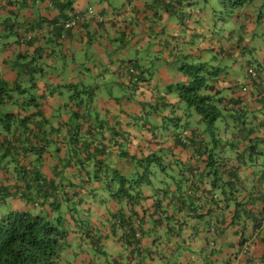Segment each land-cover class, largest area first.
Masks as SVG:
<instances>
[{"label": "crops", "instance_id": "crops-1", "mask_svg": "<svg viewBox=\"0 0 264 264\" xmlns=\"http://www.w3.org/2000/svg\"><path fill=\"white\" fill-rule=\"evenodd\" d=\"M194 3L199 5L198 11L193 8ZM88 6L105 20L102 22L94 16L87 23L64 31L59 41H55L54 25L38 33L45 24L61 21L77 8ZM211 11L212 7L201 6L197 0H98L97 4L93 0H0V36L7 32L3 31L5 20L10 17L15 23V33L8 31L0 38V78L19 79L24 87L31 86L29 75L18 72L28 70L23 65L28 62H31L30 68L36 66L42 79L45 75L51 79L48 82L51 85L35 80V89L39 91L45 85L61 88L62 82L102 77L108 93L100 92L95 102L92 101L98 114V119H93L98 131L95 139L90 140L94 147L98 143H113L112 132L116 127L123 130L119 138L131 156L157 155L168 161L176 175L157 186L142 184L135 201H118L110 193L105 209L102 205L83 203L85 208L88 206L100 215L99 219L90 218L93 223L81 218L74 205L67 206L63 218L68 230L63 242L68 239L67 251L75 255L76 264H264V0H252L231 14L236 20L235 26L222 37L209 32L215 26L210 27L212 24L208 21ZM15 16L17 19L13 20ZM131 54L134 58H129ZM183 55L207 64L214 60L216 64L210 66L223 69L215 93L223 97L221 105L233 116L224 122V133H215L219 141L214 142L211 134L192 132L199 128V117L195 115L188 122L185 116L177 121V127L183 123L179 128L184 132L185 143L177 140L175 133L173 139L153 129L154 123L164 124L174 116L170 113L173 105L177 107V115H182V103L176 94L170 99V107L154 113L144 127L138 120L142 112L139 101L119 97L123 91L118 92L117 85H121L122 78H117L115 70L123 58L140 59L146 72L149 74L151 69L152 77H157L156 81L153 79L155 84L165 85L185 80L175 71ZM70 57L74 60L71 65ZM165 59L170 63H165ZM250 66L256 68L257 77L248 73ZM46 67L49 71H45ZM85 67L91 70L83 73ZM107 67L116 82L102 75ZM87 84L97 85L96 82ZM242 85H246V91H241ZM39 100L48 118L38 131V139L30 137L28 143H20L24 145L18 157L21 166L25 165V169L40 166L46 181H52L57 189H65L68 201L74 202L71 199L76 197V190L86 191L90 197L93 187L100 186L99 180L90 181L87 173L93 174L94 161L89 159L79 166L81 160L77 159L75 145L57 152L66 159L63 163L59 156L47 154L42 157L41 165L37 163L35 151L30 147L38 142L34 140L44 141L45 135H51L57 145L59 140L53 131L61 121L52 118H72L67 116V101L63 102L59 93ZM84 102L81 106L86 110L89 107ZM61 108L63 114L58 112ZM69 122L73 120L63 121L64 127L60 130L68 136L71 134ZM3 134H0V212L43 210L44 206H35L22 198L24 183L18 179L16 167L19 165L12 155H3ZM115 150L114 156L107 157L110 166L135 175L139 166L129 161V157H117L119 151ZM216 170L218 178L214 175ZM229 172L234 174L233 180L232 175L228 177ZM103 178L106 183L112 181V171ZM215 178L218 180L213 185ZM17 185L19 191L15 193ZM5 188L13 192L7 198L3 197ZM79 202L82 204L81 198ZM237 202L245 206L247 213L234 222ZM63 206H59L61 211ZM120 216H125L124 220L138 229L139 244L126 246L121 238L124 228L117 227L114 231L115 220ZM86 223L89 225L85 226ZM64 250L62 246L59 264H63Z\"/></svg>", "mask_w": 264, "mask_h": 264}, {"label": "trees", "instance_id": "trees-1", "mask_svg": "<svg viewBox=\"0 0 264 264\" xmlns=\"http://www.w3.org/2000/svg\"><path fill=\"white\" fill-rule=\"evenodd\" d=\"M251 1L252 0H221L222 12L225 15H231L235 13L237 9L244 7ZM66 18H68V16L63 20ZM63 20L59 21L58 19L57 22L46 24L54 25L53 30L58 31L54 34L55 41H59V39L63 37L64 31L73 28H65L63 25H60ZM87 21L88 20L85 19L79 24H76L77 26L75 27L83 25L87 23ZM3 23V31H13L15 33V23L11 21L10 17ZM7 32L2 33V35H7ZM235 40H237V38ZM174 60L176 61V59ZM73 61V57L68 59L70 65ZM164 62L168 64L170 63L167 59H165ZM30 64L31 62L24 63V67L27 66L28 70H19L18 72L19 75H22V72L23 74L29 75L31 86L24 87L19 82V79L6 81L0 78V107H4L5 104L12 106V109L6 108L4 111L3 109L0 110V128L2 132L7 133H2L3 140L1 148H4L5 150L3 154L5 157L9 154L12 155L13 159H16L17 165H19L16 169L17 172H19L17 173L19 175L18 179L23 180L24 183L23 191L22 193L20 192L22 198L28 203L35 204V206H50L53 210H60L59 206L61 204V199L65 201L69 199L68 196H66L68 193L65 192V189H57L52 181H46L47 177L43 174L40 166L38 167L37 165H34V168L25 169V165L21 166L22 164L18 160L19 155H22L21 148L24 147V145L21 146L20 143H28V138L30 137L37 138V135L40 134L38 132L39 129L43 127L42 125L45 124L46 119L48 118L41 109L42 103H39V99L47 96L46 92L49 85H45V88H42L41 91H39L38 88L35 89L36 82L34 77L38 72L37 68H35L36 66L30 68ZM65 64H67L66 61ZM213 67L214 66H210L201 59L194 60L188 55L180 56L175 71L181 73L185 77V80L172 83L164 82L165 85H159L158 83L155 84V81L152 78L153 73L149 74L150 78H147V72L144 65L138 58L130 60L123 58L120 60L119 68L115 70V73H117L118 79L122 78L120 84L127 90L126 93L132 96L133 99L139 101L142 112L139 114L140 118L138 117V120L140 121V124L142 122L143 127L151 122V116L154 113H162L165 108L170 107V99L174 95L175 86L178 93L177 97L182 103V105H180L181 110L182 107L184 110H182V115L178 116L176 112L177 107L172 104L173 108L170 107V113H173L174 116H170L171 118L168 120L172 121L177 126L176 122L179 117L181 118L182 116H185L186 122H188L187 120H190L193 115L198 116L199 128L192 129V132L196 133L198 131L204 134H211L213 136V141L216 142L219 141V138L215 136V133L218 132L216 122L218 120L226 122V119L232 117L233 114L228 113V110H225L221 105L223 97L216 96L215 91L218 82L221 81L220 74L223 69L221 67L213 69ZM89 70H91V68L85 67L83 73L88 72ZM108 70L109 68L107 67L102 75L107 77L108 80L110 79L111 81L116 82L110 76ZM157 70H159V68H157ZM84 82L85 81L83 80L80 82L69 81L68 83H61L62 87L75 90L72 94L71 100L67 101L66 107H71L70 104L74 101V106H76V108L73 111V116L76 121L69 122L68 131L73 134L72 137L71 134L68 136V134H66L67 132L60 131L61 126L58 127L57 125L55 131H53L54 135H57L59 140V143L55 147V152H59L62 148H68L75 145L77 148L76 153L79 156H77V159L80 158L81 160L79 165L80 163L85 165L89 159L94 161V176H92L91 172H87L90 181L108 177L109 172L112 171L113 179L106 183L108 189L109 184H113L114 181L119 180L118 189L114 192H110L112 197L118 201L121 199H125V201L128 202L135 201L134 199H137V196L140 195L139 187L142 184H151V165L156 162L161 164L160 166L165 169L163 160L157 155L142 158L131 156L129 152L123 148L125 143L119 138V134L123 130H117L116 127L113 128L112 132V138L114 139L113 143L110 141L109 144L101 143L99 145L98 143L97 146L94 147V142L90 140L95 139L94 135L98 131L94 128L95 125L93 122V118L96 120L98 119V114L95 113V116L93 117L90 114V110H84L82 108L83 106H81V103L84 101L82 97L85 96L88 99L89 96L92 97L91 95L93 93V89L90 88L91 86L87 83L86 85ZM98 83L99 82H97V84ZM141 83H144L145 86H141ZM80 85L83 89H78ZM29 88L34 90L30 92L31 95L26 97ZM166 88L168 89L167 92L164 91ZM241 91H246V85H242ZM142 95L146 96L145 99L141 97ZM30 109H32V111L31 113H28ZM36 117H38V119H36ZM201 124L203 125V128L201 127ZM179 129L180 128H177L176 132L173 133H175L177 140H181V143H185L183 142L184 138L182 136V133L184 132L179 131ZM9 134L11 138L9 137ZM23 136L26 138L23 139ZM37 139L34 141L38 142H35V144L30 147L35 151L33 154L36 156L37 163L40 164L44 154H47V156L55 155V153L48 151L50 150V145L54 142V137L51 135H45L44 141ZM40 141L43 143H40ZM91 148H95V150L92 151L90 150ZM113 149H118L119 153L116 155L117 157H129V161H134L136 165L139 166L135 171V175L124 174L119 168L110 166L111 162H107V157L114 154ZM84 153L86 155L85 157L83 156ZM57 156H59V160L62 161V163L66 160H63L64 158L61 157V155L57 154ZM218 174V170L214 171L215 177L218 178ZM230 176L233 180L234 174L229 172L228 177ZM217 178L214 179L213 185H216ZM5 190L7 192L4 193V198H7L10 194L12 195L13 192L9 189L5 188ZM18 191L19 185L15 187V193ZM229 191H233V189L230 188ZM230 193L232 194L233 192ZM236 204L237 209L233 220L234 222L247 213L243 204L238 202ZM124 218L125 216H120V218L115 220L117 224L115 223L116 227L114 228V231H116L115 229L117 227L118 229L121 227L124 228L122 230L121 238L126 246L139 244L140 238L137 236L138 229L133 227L126 219L124 220ZM61 219L62 218H59V222H61ZM65 232L66 230H62L57 225L52 224V222L50 220L48 221L42 214H35L27 210H12L6 214L0 212V264H58ZM135 247L136 246L133 248Z\"/></svg>", "mask_w": 264, "mask_h": 264}, {"label": "rangeland", "instance_id": "rangeland-1", "mask_svg": "<svg viewBox=\"0 0 264 264\" xmlns=\"http://www.w3.org/2000/svg\"><path fill=\"white\" fill-rule=\"evenodd\" d=\"M93 1L95 4L98 3V0H93ZM205 1L204 0H197V2H199L201 6L206 5L207 7H212L211 15L208 18V21H209V24H212L210 27H212L213 25H215V26L213 29H209L210 30L209 32H211V33L214 32L215 35L218 37L224 36L227 32H230L231 29L234 28L236 20H234L232 18V15L227 16L222 12L223 9H222L221 0H205ZM194 5H195V7H193V8L198 11L199 5L196 6L195 3H194ZM88 7L87 8H77V10H81L87 14L88 10L91 8V7H89V8ZM183 11L186 12L187 8H184ZM207 14H208V11H207ZM87 18L90 19V16H87ZM16 19H17V16H15L13 20H16ZM191 31H193V30H191ZM226 37L227 36H225L224 40L226 39ZM133 54H136V53H133ZM133 54H131L129 56V58H134ZM208 64L212 65V64H216V62L214 60H212V63H208ZM45 71H49L47 67L45 68ZM151 73H153V72L150 69L149 74H151ZM149 74L147 73V78H150ZM43 77H44V79H42V77H40V73H38L35 80L36 81L43 80L44 82H47V83L49 82V80H51L46 75ZM152 78L155 81L157 80L156 76H154ZM87 82H91L93 84L95 82L96 83L101 82V85L97 84L95 87H94V85L90 87L93 89V93L91 95L92 97L89 96L88 99L85 96L82 97V99L85 100V102H84L85 106H87V108L89 107L88 110L91 111L90 114L92 116H95V112H94V108H93V106H94L93 102H95V100L97 99L96 97L99 96L98 93L103 92L106 94V93H108V91L106 90V87L103 85V78L102 77L100 78V76H98L97 78L96 77H91L89 79L86 78L84 83L86 84ZM140 85L145 86L144 83H141ZM117 86H120V89H121V90L119 89L118 92L123 91L122 95L119 96L120 98H122L123 96L124 97L126 96L127 98H132V96H130L129 94L126 93L127 92L126 90L124 91V88L121 85L118 84ZM78 89H83V87L80 85V87ZM174 89H175L174 95L176 94L178 96V93L176 91L175 86H174ZM33 90L34 89L29 88L28 92L26 93V97L31 95L30 92H32ZM74 91L75 90L65 89L64 87L58 88L55 86H51V87L49 86L47 88L46 93H47V96L48 95L51 96L54 92H57V93H59V95H61V97L63 98V102H64V101L71 100L72 94L74 93ZM164 91L167 92L168 89L166 88V89H164ZM122 103L123 102L120 101L119 105H121ZM70 105H71V107L70 106L67 107L68 108L67 116L71 117V115H72V118H60V117H58V118L53 117L52 118L54 121H61V125H58V126H61L62 128L64 127V126H62L63 121H65V120L75 121V117L73 116V111L76 108V106H74V101H72V103ZM6 108L12 109V106L5 104L4 107H0V110L3 109V111H4V110H6ZM182 110H184L183 107H182ZM58 112L60 114H63V109L61 108L60 110H58ZM111 123L114 124L113 122H111ZM176 124H178V122H176ZM163 125H165V126H163ZM181 126H183V123H181ZM181 126L177 127L172 121L168 120V121H165L164 124L155 125V123H154L153 129L154 130L157 129L156 131L160 132L161 136H163V137H165V136L170 137V135H171V138L174 139V137L172 136L173 132H176V129L181 127ZM216 127L218 128L219 133L225 132V130H224L225 129V123L224 122L218 120L216 122ZM0 131H1V128H0ZM179 131H182L181 128L179 129ZM0 134H2V133L0 132ZM55 147H56V145L54 143L51 144L50 145V151L52 153H55V155H57L58 153L55 152ZM162 150L164 152H168V148H164ZM159 153H160V151H159ZM160 165L161 164L154 162L150 167V177L152 179V181H151L152 185H156V186L160 185L161 183H163V181H169V179L172 175L176 176L175 173L173 172V170L169 167L170 165L168 164V161L166 159H163V165H167L168 167H165V169H163V167H161ZM88 170H89V168H88ZM92 176H94V175L92 174ZM97 180H95V181L92 180V181L97 182ZM99 183H100V186L93 187L94 193L92 195H90V197L86 196V191L76 190V194H75L76 197H72V199H71L74 202H71L68 200L65 201L62 199L61 204L64 205L61 208L62 211L61 210H53V209L50 210L49 209L50 206H46L43 208V210H40V209L34 210V213L35 214H42L48 221L50 220L52 222V224L57 225L60 229L67 231L68 229H66V220L63 218L64 212H67V209H65V208H67V206L74 205L75 209L78 210V213H79L81 218H83L85 221H89V223H93L92 221H90L91 220L90 218L96 217L99 219L100 215L95 213L93 210L90 211L88 206H87V208H85L84 207L85 205L83 203H86L87 205H98V206L102 205L103 207H101V208L105 209V208H107V205H108V201L106 198L109 196L110 192L116 191L119 187V180L114 181L113 184H109L108 185L109 189L107 187V184H106L104 178H100ZM79 198H81L82 204L79 202ZM63 209H65V210L63 211ZM7 211H9V210H7ZM59 218H62V223L59 222ZM89 223H86L85 226H88ZM67 242H68V239H66V242L62 243V246L65 248V250L62 251L63 256L61 257V259L63 260V264H68V260L70 257H71V259L69 260V264H76V259L74 258L75 255L69 254L67 251L70 248V244L69 243L66 244ZM60 256H61V251H60ZM58 264H59V260H58Z\"/></svg>", "mask_w": 264, "mask_h": 264}, {"label": "built area", "instance_id": "built-area-1", "mask_svg": "<svg viewBox=\"0 0 264 264\" xmlns=\"http://www.w3.org/2000/svg\"><path fill=\"white\" fill-rule=\"evenodd\" d=\"M93 15H95L94 9H89L87 14L85 12L83 13V12L77 11V12L70 14L68 18H66L65 20H63L62 23H60V25H63L65 28L75 27L76 24H79L81 21L86 19L87 16H93ZM47 27L48 25H46L44 29L38 30V33L44 32V30H46ZM248 73L253 77H257L258 75L256 69L252 67L248 69Z\"/></svg>", "mask_w": 264, "mask_h": 264}, {"label": "clouds", "instance_id": "clouds-1", "mask_svg": "<svg viewBox=\"0 0 264 264\" xmlns=\"http://www.w3.org/2000/svg\"><path fill=\"white\" fill-rule=\"evenodd\" d=\"M90 9H92V8H90ZM77 11H80V12H83V11H81V10H77ZM77 11H75V12H77ZM74 13V12H73ZM84 13V12H83ZM72 14V13H71ZM70 15V14H69ZM68 15V16H69ZM96 17L97 19H99L100 21H104L105 20V17L104 16H101V15H98L97 13H96V11H95V15H93V16H90V19L92 18V17ZM90 19H88V18H86V20H90ZM85 20V19H84ZM46 25V24H45ZM77 26V25H76ZM74 28V27H73ZM38 30H41V29H38ZM43 33V32H42ZM42 33H40V34H42ZM1 38V37H0ZM252 66H250L249 68H251ZM248 68V69H249ZM252 68H254V69H256L255 67H252ZM248 69H247V71H248ZM257 71V70H256ZM258 76V75H257ZM137 236H138V238H140V235L137 233ZM136 245V244H135ZM59 260V259H58ZM228 264H234L233 262H229Z\"/></svg>", "mask_w": 264, "mask_h": 264}]
</instances>
